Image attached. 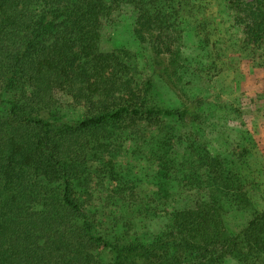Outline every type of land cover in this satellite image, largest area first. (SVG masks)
<instances>
[{
    "label": "trees",
    "instance_id": "1",
    "mask_svg": "<svg viewBox=\"0 0 264 264\" xmlns=\"http://www.w3.org/2000/svg\"><path fill=\"white\" fill-rule=\"evenodd\" d=\"M228 2L245 43L264 48V0ZM126 4L177 108L150 103L151 85L136 80L129 51L99 50L104 21ZM190 10L185 0H0V264H264V209L234 235L224 222L226 209L250 204L231 159L195 137L181 161L171 157L175 135L163 119L192 129L206 121L183 78L180 18ZM60 96L83 116L66 119ZM125 142L155 166L141 202L168 221L150 241L118 211L143 182L140 172L115 169ZM173 176L177 188L207 197L168 211ZM105 178L116 186L106 188Z\"/></svg>",
    "mask_w": 264,
    "mask_h": 264
},
{
    "label": "rangeland",
    "instance_id": "2",
    "mask_svg": "<svg viewBox=\"0 0 264 264\" xmlns=\"http://www.w3.org/2000/svg\"><path fill=\"white\" fill-rule=\"evenodd\" d=\"M228 1L185 0L191 10L180 18L183 78L189 97L200 101L206 121L193 129L173 119H163V123L173 128L175 139L171 157L177 162L181 161L188 139L192 137L198 138L211 155L231 159L232 170L243 182L250 202L245 209L229 208L224 213L228 233L234 235L253 213L264 209V48L245 43L242 28L235 23L236 15ZM136 16L133 6L126 4L105 20L99 50L129 51L133 58L128 64L135 70L136 80L151 85L150 103L163 109L177 108V99L152 73L148 43H139L134 36ZM59 98L66 119L76 120L83 116L81 107L64 96ZM236 150L245 151L244 156L233 158ZM145 153L144 150L132 151L125 142L118 148L115 169L122 174L129 169L133 173L140 172L143 182L136 188L137 202L118 211L132 221L139 239L150 241L164 230L168 218L164 215L151 218L147 212L149 206L141 202L143 195L149 193L146 180L155 173V166L143 159ZM199 173L202 172L199 170ZM173 178L168 211L193 207L197 200L207 197L208 192L203 189L177 188L179 179ZM103 181L108 189L116 186L106 178ZM94 198L96 205L102 204L97 193ZM224 264L235 262L228 259Z\"/></svg>",
    "mask_w": 264,
    "mask_h": 264
}]
</instances>
